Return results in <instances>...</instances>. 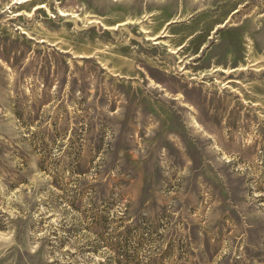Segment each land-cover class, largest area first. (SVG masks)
Masks as SVG:
<instances>
[{"label": "rangeland", "instance_id": "374dc122", "mask_svg": "<svg viewBox=\"0 0 264 264\" xmlns=\"http://www.w3.org/2000/svg\"><path fill=\"white\" fill-rule=\"evenodd\" d=\"M0 264H264V0H0Z\"/></svg>", "mask_w": 264, "mask_h": 264}]
</instances>
